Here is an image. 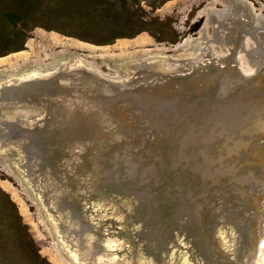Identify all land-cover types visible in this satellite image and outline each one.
I'll list each match as a JSON object with an SVG mask.
<instances>
[{
	"label": "rangeland",
	"instance_id": "374dc122",
	"mask_svg": "<svg viewBox=\"0 0 264 264\" xmlns=\"http://www.w3.org/2000/svg\"><path fill=\"white\" fill-rule=\"evenodd\" d=\"M258 120L264 0H0V264H264Z\"/></svg>",
	"mask_w": 264,
	"mask_h": 264
},
{
	"label": "water",
	"instance_id": "95a60500",
	"mask_svg": "<svg viewBox=\"0 0 264 264\" xmlns=\"http://www.w3.org/2000/svg\"><path fill=\"white\" fill-rule=\"evenodd\" d=\"M244 106H246L249 110L251 109V104H246ZM232 108L236 110L238 107H232ZM229 110H231V109H226V112H223V113H214L213 114V117L216 118V120L221 123L223 129H225V125L227 124L229 119L232 117V114H229ZM256 123H257L256 127H253V130L255 132H257L258 130H260L264 127V124L261 125L262 123L260 120L256 121Z\"/></svg>",
	"mask_w": 264,
	"mask_h": 264
}]
</instances>
